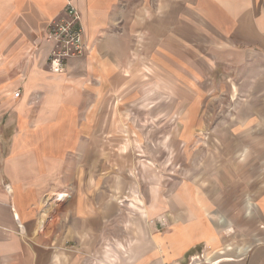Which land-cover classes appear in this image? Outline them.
<instances>
[{
  "label": "crops",
  "instance_id": "1",
  "mask_svg": "<svg viewBox=\"0 0 264 264\" xmlns=\"http://www.w3.org/2000/svg\"><path fill=\"white\" fill-rule=\"evenodd\" d=\"M200 257L264 264V0H0V264Z\"/></svg>",
  "mask_w": 264,
  "mask_h": 264
},
{
  "label": "built area",
  "instance_id": "2",
  "mask_svg": "<svg viewBox=\"0 0 264 264\" xmlns=\"http://www.w3.org/2000/svg\"><path fill=\"white\" fill-rule=\"evenodd\" d=\"M66 12L68 18L53 20L47 30V40L52 44L48 64L50 70L56 74L65 71L68 60L83 57L86 52L81 15L71 4L67 6ZM15 96L19 97L20 93ZM203 260L202 257L196 258L193 263L201 264Z\"/></svg>",
  "mask_w": 264,
  "mask_h": 264
},
{
  "label": "rangeland",
  "instance_id": "3",
  "mask_svg": "<svg viewBox=\"0 0 264 264\" xmlns=\"http://www.w3.org/2000/svg\"><path fill=\"white\" fill-rule=\"evenodd\" d=\"M113 114V112H110V116ZM113 116V115H112ZM115 117V116H114ZM126 201V203L128 204V205H130V201H128V200H125ZM254 210H255V208H251L250 209V211H252V212H254ZM254 242H259V239L258 240H254ZM259 248H260V245H257L256 247H255V249L254 250H259ZM201 250H207L206 248H205V246L201 249Z\"/></svg>",
  "mask_w": 264,
  "mask_h": 264
}]
</instances>
